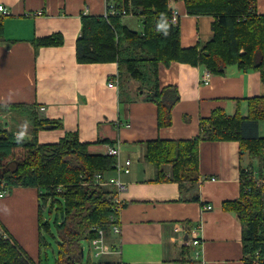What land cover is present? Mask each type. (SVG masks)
<instances>
[{
	"label": "crops",
	"instance_id": "0c3cea01",
	"mask_svg": "<svg viewBox=\"0 0 264 264\" xmlns=\"http://www.w3.org/2000/svg\"><path fill=\"white\" fill-rule=\"evenodd\" d=\"M107 0H0L10 14L2 18L0 38V122L12 111H24L25 127L15 116L6 127L21 138L36 136L39 143H58L68 133H78L91 153L106 154L118 145L120 160H131L123 173L126 188L120 194L121 233L115 235L119 264H188L182 248H190L192 264H245L242 223L224 209V203L241 196L243 169L259 167V159L243 152L239 140L199 142V199L196 189L182 193L178 182L159 181V172L172 173L171 163L158 168L145 159L150 140L192 139L200 135L201 119L215 109L228 115L249 114V99L264 96L260 71L240 70L230 65L223 74L190 63H160V87L176 86L180 100L172 110V124L158 126V107L146 100L148 89L129 76L117 62L81 63L77 39L82 19L104 15ZM169 8L180 11V45L189 48L209 41L216 20L210 14L190 15L183 0H170ZM255 10L264 14V0ZM1 15V13H0ZM129 17V16H127ZM122 18L132 31L143 32V20ZM138 20V21H137ZM61 33V45L36 46L35 39ZM121 70V71H120ZM123 71V72H122ZM119 79V87L109 80ZM45 106V110H41ZM9 116V115H8ZM34 117L56 121V128H39L34 134ZM6 121V120H5ZM2 124V125H4ZM264 122L259 123V135ZM4 125V126H5ZM191 197V198H190ZM39 189L18 186L0 197V228L39 262ZM211 205V208H205ZM195 234L202 244H184ZM200 248L199 256L196 251Z\"/></svg>",
	"mask_w": 264,
	"mask_h": 264
},
{
	"label": "trees",
	"instance_id": "16d2710c",
	"mask_svg": "<svg viewBox=\"0 0 264 264\" xmlns=\"http://www.w3.org/2000/svg\"><path fill=\"white\" fill-rule=\"evenodd\" d=\"M112 1L117 8L140 17L143 32L132 31L124 25L121 21L124 16H112L109 20L104 15L84 16L77 39V59L81 63L117 62L120 69L140 80L149 92L146 100L158 107L160 128L172 124V110L180 100L176 86L160 87V63L181 61L204 67L214 74H223L228 66L236 65L243 71H260L264 77V14L255 10L256 0H185L188 14H210L216 19L212 38L189 48L180 45V29L171 22L169 0ZM34 42L38 47L61 45L64 37L54 33ZM260 122H264V96L249 99L246 117L239 113L228 115L217 108L210 117L201 119V132L196 138L148 141L145 159L158 168L171 163V175L160 171L157 180L178 182L182 193L196 189L191 197L199 199L200 140H239L242 151L258 158L259 170H263L264 136L259 135ZM32 125L36 134L39 128H56L60 124L34 117ZM116 161L115 156L107 153H91L89 144L81 142L76 132L68 133L58 143L42 144L36 136L17 137L14 129L0 122V183L6 182L9 189L18 186L39 189L42 249L36 262L14 237H0V264H48L47 234L54 212L59 238L55 264H93L90 257L84 261L83 241L90 242L100 236L97 226L106 236L110 235L114 223L110 216L119 217L114 206L116 188L97 183L95 175L112 171ZM244 170L241 196L225 202L223 207L234 212L242 223L245 264H264V184H259ZM247 187L251 190L246 191ZM125 204L122 202V207ZM189 253L190 248L184 246L182 261L192 264Z\"/></svg>",
	"mask_w": 264,
	"mask_h": 264
},
{
	"label": "built area",
	"instance_id": "2783aa9c",
	"mask_svg": "<svg viewBox=\"0 0 264 264\" xmlns=\"http://www.w3.org/2000/svg\"><path fill=\"white\" fill-rule=\"evenodd\" d=\"M126 9H119L116 7L115 3L112 0H107L106 3V10L104 13V17H106L108 20L112 17V16H130V17H134L136 16L134 13L129 12ZM0 13H1V18L0 20L4 17L7 16L8 14H10V11L3 5L0 4ZM180 17H181V13L179 10H177L176 8H172L171 9V22L174 25H178L180 22ZM246 16L243 17V19H245ZM210 76L211 73L209 71L205 72V74L202 76V82L203 83H208L210 80ZM108 86L109 87H114L117 88L119 87V79H115V80H109L108 81ZM41 110H45L46 107L45 106H41L40 108ZM107 154L111 155V156H115L117 158L116 163H114L113 165V170L111 172H114L113 175H109L108 172L104 173H97L95 175L97 183L103 184V185H110L114 188H116L117 190V195L115 196L114 199V206H115V210L119 211L122 208V199L120 197V194L122 193V191L126 188V181L122 179V174L123 173H129L130 172V165H131V160L127 159L125 162H122L120 160V148L118 145H110L107 147ZM245 173H247L248 175H252L253 179L257 180L259 184H264V169L263 170H259V167H255V168H251V167H247L245 168ZM106 175H109L106 178ZM251 188L247 187L246 191H250ZM10 192V189L7 187L6 182H2L0 183V197H4L6 195H8ZM205 208L209 209L211 208V205H206ZM110 220L113 221L114 223L111 225V233L114 232L115 235H119L121 233V225L120 222L116 223V221H119V217L117 215H111L110 216ZM96 229L99 231L100 236L92 241H94L95 243V255L98 257L100 256L102 253H104L105 251L103 250V246L105 243V238L106 233L105 231L100 228V227H96ZM0 237L3 238H8V234L7 232L3 229L0 228ZM184 244L187 246L190 245H194V246H200L202 244V241L200 240V238L197 236V234H195V237L193 239H188V237L184 240ZM200 253V248L196 251V255L199 256Z\"/></svg>",
	"mask_w": 264,
	"mask_h": 264
},
{
	"label": "rangeland",
	"instance_id": "374dc122",
	"mask_svg": "<svg viewBox=\"0 0 264 264\" xmlns=\"http://www.w3.org/2000/svg\"><path fill=\"white\" fill-rule=\"evenodd\" d=\"M185 5L186 2L185 0H183ZM170 2V0H169ZM132 12V11H129ZM134 13V12H132ZM121 18H128L131 19L133 22H136L135 17H121ZM138 21V20H137ZM24 111H12L11 114H8L7 116H4L3 120L4 123H8V127L11 126V122H12V118L13 116H15V122L17 123V119L18 120V126H22L25 127V125L28 124V117L21 115V113H23ZM12 117V118H11ZM1 118V117H0ZM2 119V118H1ZM2 123V124H4ZM5 125V124H4ZM12 129V128H9ZM262 134L264 136V124L262 126ZM17 136V135H16ZM18 137V136H17ZM109 175H113L114 172L108 171ZM106 175V178L109 176ZM108 187H112L110 185H105ZM59 188H61V186H59ZM114 188V187H112ZM50 206V204H49ZM49 206L46 207L45 209V215L48 218L50 215V210H49ZM53 216L51 217V222H50V233L47 234V243H48V247L46 248L47 251V255L45 257L46 261L48 264H55V260L58 256L59 253V238H58V234H57V228H56V223H55V218H56V212H54L52 214ZM115 233L112 232L110 233V235H107V237L105 238V243L103 246V250L105 251L104 253H102L100 256H96L95 255V243L94 241H88V240H84L83 241V245H84V261L86 262L88 260V258L90 257L91 261L93 262V264H118L119 262V254L118 252H116V245H115ZM115 247V248H114ZM102 261V263H100ZM45 264V263H44Z\"/></svg>",
	"mask_w": 264,
	"mask_h": 264
},
{
	"label": "water",
	"instance_id": "95a60500",
	"mask_svg": "<svg viewBox=\"0 0 264 264\" xmlns=\"http://www.w3.org/2000/svg\"><path fill=\"white\" fill-rule=\"evenodd\" d=\"M82 255H83V247H82Z\"/></svg>",
	"mask_w": 264,
	"mask_h": 264
}]
</instances>
